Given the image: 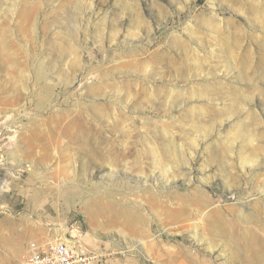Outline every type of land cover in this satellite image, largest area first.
<instances>
[{
    "label": "rangeland",
    "instance_id": "374dc122",
    "mask_svg": "<svg viewBox=\"0 0 264 264\" xmlns=\"http://www.w3.org/2000/svg\"><path fill=\"white\" fill-rule=\"evenodd\" d=\"M0 26L28 74L0 109V264L59 225L106 264H264V0H0ZM203 204L213 228L173 217Z\"/></svg>",
    "mask_w": 264,
    "mask_h": 264
},
{
    "label": "bare ground",
    "instance_id": "6f19581e",
    "mask_svg": "<svg viewBox=\"0 0 264 264\" xmlns=\"http://www.w3.org/2000/svg\"><path fill=\"white\" fill-rule=\"evenodd\" d=\"M12 1H14L15 3H16V0H12ZM79 1V0H78ZM76 15V14H75ZM76 26V25H75ZM3 28V27H2ZM1 28V26H0V75H2V77H4L5 78V81H6V85L4 86V88L2 87V88H0V95L1 96H4L5 94H7L9 97H3V99H7V100H3V101H1L0 100V109H1V106H3V105H8V106H16L17 105V103L19 102L18 100H19V94H18V82L20 81H22L23 79H26V78H28V77H26L28 74H26V71H25V69H24V67H23V65H21L22 63H24V62H22L21 61V59H20V57L18 56V51L16 50H13L14 48H12V45H11V48H10V44H11V42H10V40H11V38H10V40H9V42L7 41L8 39L7 38H9L8 36H9V34L7 35V33H6V31L4 30V29H2ZM62 28V27H61ZM70 33V32H69ZM75 33V32H74ZM56 35H58V38H59V40L61 41H58V49L59 48H61L62 49V51L64 50V49H66L67 50V52H68V54H69V57L71 58V59H69V61H67V63H68V67L71 69V70H73L74 68H78L81 64H80V59H81V52H80V50H79V48H78V46H76V44H75V40H74V36H73V34H72V36L70 35V36H68V34L66 33V35L68 36V38L70 37V39L69 40H67V36L65 37L61 32H56L55 33ZM77 35V34H76ZM13 44H15V43H13ZM15 47V46H14ZM17 47V46H16ZM9 48L11 49V51L9 50ZM24 53H25V51H24ZM23 57V56H22ZM27 70V69H26ZM42 70V69H41ZM28 71V70H27ZM39 71V70H38ZM39 74H40V72H39ZM37 76H38V74H37ZM43 76V75H42ZM41 76V77H42ZM54 77V76H53ZM1 78V77H0ZM23 78V79H22ZM45 78V77H44ZM43 78V79H44ZM52 78V77H51ZM40 79V78H39ZM28 80V79H27ZM45 80V79H44ZM54 80V79H53ZM23 82V81H22ZM24 82H26L25 80H24ZM25 84V83H24ZM48 85V84H47ZM19 86H20V83H19ZM44 86H46V85H44ZM43 87V86H42ZM93 87V86H92ZM24 89V88H23ZM42 90H43V88H42ZM44 92L46 93V97L49 95V93H50V88H49V86L48 87H45L44 88ZM91 93V92H90ZM0 96V97H1ZM0 99H2V98H0ZM47 99H48V97H47ZM173 100V99H172ZM44 101H46V100H44ZM18 108V107H17ZM106 116V115H105ZM7 118L8 117H6L5 115L4 116H2V117H0V121L1 120H6V124H8L9 122H7ZM106 118V120L108 121V116H106L105 117ZM119 118V117H118ZM118 118H115V119H113L111 122H109L108 124H110L112 127H114V128H118V127H120V125H125V126H127L126 124H125V121L123 120V119H118ZM104 119V118H103ZM124 122H123V121ZM106 123V122H105ZM126 123H127V121H126ZM130 123H131V121H130ZM124 126V127H125ZM123 127V126H122ZM131 127V126H130ZM130 127H128V128H130ZM35 128V127H34ZM83 128H85V127H83ZM245 130V129H244ZM242 132H243V130H241ZM241 131H240V129L238 130V136H242V133H241ZM246 131L247 130H245V132H244V135H245V138H246V142H247V145L249 144V146H251L250 148H252V150L253 149H258V148H260V146H257V144L256 143H254L255 141H257L260 137H262V134H260V133H253V132H249V133H247L246 134ZM15 133H21V130H18V132H15ZM262 133V132H261ZM14 137H15V135H14ZM22 137V136H21ZM243 137V136H242ZM244 139V138H243ZM261 139H263V137L261 138ZM22 140H24L25 142H28V139H27V137L26 136H24V138L22 139ZM23 141V142H24ZM148 147V146H147ZM172 147V146H171ZM264 148V147H263ZM147 149V148H146ZM151 151H150V150ZM148 150L150 151V152H152V153H150L151 155H152V161L151 162H153V165H154V167L156 168V170H158L159 171V173H158V175L162 178V179H164V181H166L168 178H167V175H166V172H170V167H169V164H167V163H164L162 160L163 159H161V157L159 156V154H158V152H157V149L155 148V146H153V145H151L150 144V148H149ZM18 150V149H17ZM10 155H15V151H10V153H9ZM175 155V154H174ZM14 157V156H13ZM167 157V156H166ZM170 161V160H169ZM109 166L111 167V172L112 173H114V175L115 176H119V177H121V176H127V175H133V169L131 168V167H128L127 165H125L123 168H116L113 164H109ZM29 167V166H28ZM29 171H32L31 169L29 170ZM84 171V170H83ZM144 172H142V171H139L137 174H140L141 176H142V181L144 182V184H146V182H147V176H145L144 174H143ZM173 173V172H172ZM171 173V174H172ZM173 175V174H172ZM174 176V175H173ZM153 178V181H154V183H155V177L153 176L152 177ZM223 178V183H224V185L225 186H230V184H231V180L228 178V176L226 175V176H223L222 177ZM167 182V181H166ZM154 185V184H153ZM45 188H43V186L42 187H40V189H43V190H45V191H48V192H51V191H53V187L52 186H50V185H45L44 186ZM59 188H60V192H62L63 191V189H65V186H58ZM58 187H57V191H58ZM195 195H196V193H195ZM180 197V196H179ZM53 199V198H52ZM55 203H56V201H55ZM173 204V203H172ZM178 206V203H177V205H175V207H177ZM169 207H172V206H169ZM179 207H180V205H179ZM203 207L204 208H209L208 209V211H202V210H200V209H196V210H194V211H186L185 209H182V208H180V209H178L177 211H175L174 213H173V217L174 218H182V221H187V222H190V223H192L191 224V226H192V228H193V231H194V234H196L195 232H196V229H198L200 226H201V224L203 223V222H208V223H213V222H216V221H218L219 219H220V216H219V209L218 208H210V205H208V204H203ZM168 210V209H167ZM172 212V210H170L169 209V211H167V213H171ZM188 212H190L189 214H188ZM194 214V215H192V214ZM131 215H133L132 213H131ZM241 215V214H240ZM239 215V216H240ZM95 217V216H94ZM241 217H243V218H241V219H244V221H246V222H250L251 221V219H249L247 216H245V215H242ZM185 224V223H184ZM216 226V224L215 223H213L212 225H211V228H213V227H215ZM216 230H218V231H215L216 233H218L217 235H219V234H222V231L221 230H219V229H216ZM54 232H55V229H54ZM68 232V229H66V228H63V226H61V225H59V228H57L56 229V233L58 234L57 236H62V238H63V235H65V233H67ZM224 234V233H223ZM222 234V235H223ZM219 236H221V235H219ZM250 236H254V234H252V235H250ZM70 242H72L73 244H78L77 242H73V241H70ZM252 242L253 243H255V244H257V245H259L258 244V241H257V239L256 238H253L252 239ZM79 245V244H78ZM146 245L143 243V244H141V247H140V251H146V247H145ZM259 246H261V245H259ZM130 251H135V248L136 247H134L133 245H129L128 247H127Z\"/></svg>",
    "mask_w": 264,
    "mask_h": 264
},
{
    "label": "built area",
    "instance_id": "2783aa9c",
    "mask_svg": "<svg viewBox=\"0 0 264 264\" xmlns=\"http://www.w3.org/2000/svg\"><path fill=\"white\" fill-rule=\"evenodd\" d=\"M19 264H106L98 253L73 244L65 236H49L29 244Z\"/></svg>",
    "mask_w": 264,
    "mask_h": 264
}]
</instances>
